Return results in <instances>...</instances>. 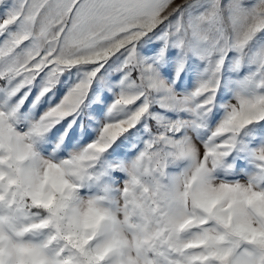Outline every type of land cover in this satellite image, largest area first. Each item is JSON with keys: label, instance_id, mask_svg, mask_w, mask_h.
<instances>
[{"label": "snow or ice", "instance_id": "snow-or-ice-1", "mask_svg": "<svg viewBox=\"0 0 264 264\" xmlns=\"http://www.w3.org/2000/svg\"><path fill=\"white\" fill-rule=\"evenodd\" d=\"M0 264H264V0H0Z\"/></svg>", "mask_w": 264, "mask_h": 264}, {"label": "rangeland", "instance_id": "rangeland-1", "mask_svg": "<svg viewBox=\"0 0 264 264\" xmlns=\"http://www.w3.org/2000/svg\"><path fill=\"white\" fill-rule=\"evenodd\" d=\"M114 75H115V73H113V72L110 71L109 73L106 74L105 77H101L99 80H97V82L95 84V87L97 89V93H98L99 96H110L111 95V93H109L107 91V89L103 87V84H104L105 79H111ZM75 78H76L75 70H73V75L71 77H69L67 74L61 77V79L62 80H65V81L72 80V79H75ZM185 83L187 84V87L190 88L192 86L193 81L192 80H187V81H183L182 80L180 82L181 88L184 87V84ZM60 87H61V85L58 84L57 85V88H60ZM64 90L65 91L67 90L66 87H65ZM35 91L36 90L34 89V92ZM62 95H63V91L59 92L58 95L51 96L49 100L43 102V107H41L40 105H37V109L35 111H43L44 108L48 107L53 101H57L59 99V97L62 96ZM93 109H95L96 112L98 113L95 116L88 114L89 111L90 110H93ZM81 116H83V119L80 120L78 118L79 123L73 125V128H75V130H76L77 139H84V137L82 135L83 126L87 125L89 121H92V124H95L98 120H100L103 117V112L100 111L97 108V102L94 100L93 103L88 104V108L85 109L81 113ZM65 126H67V125L65 124ZM59 127L60 126L57 125V128H59ZM69 131L71 133L72 130L70 129ZM88 131H89V133H93L94 134L93 127L89 126L88 127Z\"/></svg>", "mask_w": 264, "mask_h": 264}]
</instances>
